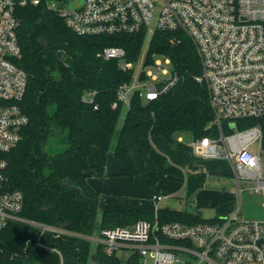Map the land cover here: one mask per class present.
Returning <instances> with one entry per match:
<instances>
[{
  "label": "trees",
  "instance_id": "trees-1",
  "mask_svg": "<svg viewBox=\"0 0 264 264\" xmlns=\"http://www.w3.org/2000/svg\"><path fill=\"white\" fill-rule=\"evenodd\" d=\"M18 14L21 56L15 62L28 76L21 104L29 123L19 143L0 152V158L6 160V185L23 192V217L65 227L76 235L45 231L40 236L41 229L35 225L10 223L0 230V264H139L137 253L126 258L119 253L108 255L101 246L94 247L90 239L80 236L91 235L102 227L152 220L155 215L150 206L106 208L98 221L101 197L90 178L93 173L102 174L104 166L93 164L90 155L94 146L107 153L116 139V158L125 164L126 173L134 174L138 168L131 159L129 145L135 143L150 152L155 170L146 175L151 185L166 178L183 179V171L170 167L167 157L151 148L148 139L161 135L178 147L190 148L175 135L189 131L194 138H201L209 133L214 111L207 85L196 79L202 70L196 46L180 31L159 30L153 35L148 57H170L181 79L171 91L155 99L133 96L118 129L125 107L118 99V88L131 80L132 73L123 71L117 59L99 57L98 51L107 45L121 46L128 59L136 60L145 34L81 35L57 11L43 5L21 7ZM91 91H96L94 100L85 101L84 95ZM259 120L264 130L261 119H249L240 126ZM64 130L67 147L48 150V140ZM206 177L201 170L189 173L188 197L204 186ZM206 204L205 200L198 201L199 206ZM158 214L162 222L211 220L202 217L196 208L191 213L162 208ZM38 239L47 247L36 246Z\"/></svg>",
  "mask_w": 264,
  "mask_h": 264
},
{
  "label": "built area",
  "instance_id": "built-area-1",
  "mask_svg": "<svg viewBox=\"0 0 264 264\" xmlns=\"http://www.w3.org/2000/svg\"><path fill=\"white\" fill-rule=\"evenodd\" d=\"M65 1L0 0V152L15 147L29 123L21 104L28 76L15 62L21 56L18 9L43 5L57 11L81 35L144 33L150 43L159 30L187 34L201 63L196 79L207 85L214 111L209 133L192 141L193 153L230 160L239 201L242 182L264 199V130L260 120L240 126L249 119L264 121V0H84L75 8ZM148 51L142 49L136 60L128 59L121 46L107 45L98 51L99 57L117 59L123 71L132 73L131 80L118 88V99L125 106L135 95L155 99L181 79L170 57L153 54L150 59ZM95 94L87 92L83 99L92 102ZM255 143L257 150L252 149ZM5 167L6 160L0 158V230L24 222L39 227L40 236L48 230L76 235L65 227L23 217L24 194L7 187ZM238 211L239 206L195 223L162 222L156 211L152 220L102 227L80 236L107 254L137 253L139 264H264V220L242 218ZM37 245L45 246L40 239Z\"/></svg>",
  "mask_w": 264,
  "mask_h": 264
},
{
  "label": "rangeland",
  "instance_id": "rangeland-1",
  "mask_svg": "<svg viewBox=\"0 0 264 264\" xmlns=\"http://www.w3.org/2000/svg\"><path fill=\"white\" fill-rule=\"evenodd\" d=\"M84 0H67L64 4L69 8L78 7ZM150 43H144L143 51L149 50ZM171 68L170 64H165ZM128 106L124 107L123 114L118 123V129L123 124L124 115ZM182 139H179V137ZM175 138L179 141H184L185 144L190 145L195 139L193 134L189 131L177 133ZM148 144L151 148L164 153L168 159L169 156L178 159L175 164H187L185 169H191L190 164L197 167V169L204 171L208 174L210 180L207 179V187L211 195L208 196L210 205L199 206L198 201L188 197L186 188L182 180L176 178H168V180H161L157 185L153 186L149 183L146 172L154 170V163L147 149H139L135 143H130L129 152L131 159L138 168V172L134 174L126 173L125 164L116 158L113 150L116 146V139L113 140L111 148L104 153L98 146H94L90 155V161L97 165L103 164L104 171L102 174L93 173L91 177L92 184L100 193V204L98 207L97 220L101 221V216L105 208V204L112 202L111 206L116 208H127L132 205L138 206L139 204L155 199L156 189L164 188V185L170 186L169 194L173 195L174 199L180 201L184 206L186 202L191 203L196 212L204 218H212L222 212H233L238 209L239 215L242 218L253 220H264V204L263 196L253 190V188L246 187V183L242 182L244 187L240 194V201L237 195V183L234 178L233 168L230 160L223 156L219 158H200L195 157L191 153L190 148H181L161 135H153L148 139ZM68 145L67 131H58L56 135L52 136L47 143V148L50 151H61ZM253 150L258 149V144L252 146ZM186 160V161H185ZM185 162V163H184ZM167 179V178H166ZM160 185V186H159ZM159 186V187H158ZM205 188V187H204ZM199 206V207H198ZM125 208V207H124ZM219 208L221 212L218 211ZM224 208V209H223ZM49 231V230H48ZM53 232V231H51ZM55 233V232H54ZM56 235H59L55 233ZM45 245V244H44ZM43 247H47L46 245ZM107 254V253H106ZM114 254V253H113ZM108 254V255H113ZM124 256H129L131 251L123 253Z\"/></svg>",
  "mask_w": 264,
  "mask_h": 264
},
{
  "label": "crops",
  "instance_id": "crops-1",
  "mask_svg": "<svg viewBox=\"0 0 264 264\" xmlns=\"http://www.w3.org/2000/svg\"><path fill=\"white\" fill-rule=\"evenodd\" d=\"M179 139H182V137L180 136ZM182 142L184 143V141L182 140ZM190 146V149H191V153L192 155H194L193 153V150L191 148V144L189 145ZM156 150V149H155ZM164 154V153H163ZM165 155V154H164ZM166 156V155H165ZM195 156V155H194ZM167 157V156H166ZM196 157V156H195ZM176 159L174 160V157L172 156H169V159H168V165L172 168H179L183 171L184 173V177L183 179H178V180H182L184 182V185H185V188H186V194H187V179H188V176H189V173H192V172H197L199 171V169H185L186 166L190 163V162H187V164H181V165H178V164H175L176 163V160L178 159V156L176 155L175 157ZM186 161V160H185ZM185 163V162H184ZM192 165V164H190ZM154 170H155V166H154ZM153 170V171H154ZM207 174V173H206ZM93 176V175H92ZM91 176V177H92ZM91 179V178H90ZM173 179V178H172ZM207 179L208 181L210 180V178L208 177V174H207V177H206V180H205V183H204V186L199 189L194 195H192L190 198H193L195 199L196 201H199L200 199L201 200H205V202L207 203L206 205H210V201L208 199V196L211 195V193H209V189L207 187ZM163 180H168L167 179H163ZM90 183L91 185L94 186V184H92V181L90 180ZM160 186V185H159ZM158 186V187H159ZM95 187V186H94ZM205 187V188H204ZM96 188V187H95ZM169 188H171L170 186H167V185H164V188H161L159 189V191H156L154 192L155 195H161L162 198L160 200H157V198H155L154 200L153 199H150L151 201L149 202H146V203H142V204H139L138 206H150V207H153L154 208V211H158L159 209H162V208H170V209H173V210H178V211H182V210H187L186 207L187 205L189 204V202H186V204L183 206L182 203L176 199H174V196L173 195H168L169 194ZM188 195V194H187ZM107 202L105 204V208H116V206H111L113 204H111L112 202L108 203V201H105ZM191 204V203H190ZM192 205V204H191ZM133 206H136V205H132V206H129L128 208L130 207H133ZM205 206V205H204ZM127 208L126 206H122V208ZM221 209L222 208H219L218 211L221 212ZM224 209V208H223ZM222 213H226V212H222ZM221 214V213H219ZM215 217V216H214ZM213 218V217H212ZM209 219V218H207ZM211 219V218H210Z\"/></svg>",
  "mask_w": 264,
  "mask_h": 264
},
{
  "label": "water",
  "instance_id": "water-1",
  "mask_svg": "<svg viewBox=\"0 0 264 264\" xmlns=\"http://www.w3.org/2000/svg\"><path fill=\"white\" fill-rule=\"evenodd\" d=\"M187 211L189 213L193 212L195 210V207L193 205H191L190 203L187 205L186 207Z\"/></svg>",
  "mask_w": 264,
  "mask_h": 264
}]
</instances>
